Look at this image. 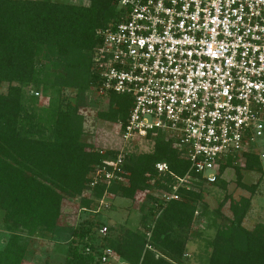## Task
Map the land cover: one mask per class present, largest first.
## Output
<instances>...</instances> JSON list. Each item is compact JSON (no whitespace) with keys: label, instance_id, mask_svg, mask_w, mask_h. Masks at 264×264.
Instances as JSON below:
<instances>
[{"label":"trees","instance_id":"trees-1","mask_svg":"<svg viewBox=\"0 0 264 264\" xmlns=\"http://www.w3.org/2000/svg\"><path fill=\"white\" fill-rule=\"evenodd\" d=\"M81 1L87 3L0 0V86L5 87L0 92V211L9 233L0 249V264H20L25 237L51 236L64 201L77 199L85 207L105 194L133 201L147 190L170 193L174 177L187 172L188 164L175 144L158 137L150 152L123 150L124 184L97 180L89 186L102 161L119 150L96 151L83 140L80 110L93 99L104 105L95 112L97 120L123 123L130 101L118 94L102 98L91 90L90 57L98 45L94 31L116 22L118 14L112 0ZM38 98L44 100L41 107L36 106ZM242 157L240 166L228 161L226 167L234 170L236 186L251 197L257 184H243L240 171L259 174L258 184L263 171L255 156ZM159 162L167 165V173H156L154 165ZM211 185L220 190L227 186L223 179ZM202 187L192 183L187 190L178 188L177 200L166 203L146 196L153 202L146 209L152 225L145 224L143 233L124 231L106 238V232L96 234L103 227L93 220L74 228L63 264H102L105 249L126 264H188L186 243L194 215L209 220L204 211L197 213ZM84 192L87 198H82ZM250 197L230 202V217L219 216L217 225L215 219L209 220L215 230L205 240L204 264H264V223L242 226ZM225 201L218 204L216 215ZM144 209L140 206L138 211Z\"/></svg>","mask_w":264,"mask_h":264},{"label":"built area","instance_id":"built-area-1","mask_svg":"<svg viewBox=\"0 0 264 264\" xmlns=\"http://www.w3.org/2000/svg\"><path fill=\"white\" fill-rule=\"evenodd\" d=\"M112 1L116 22L94 31L91 90L129 98L116 124L123 144L161 137L187 162L156 199L177 200L175 191L192 183L210 186L243 155L264 162V0ZM125 155L102 161L89 186L124 184ZM154 170L168 172L164 162ZM113 255L105 249L100 262Z\"/></svg>","mask_w":264,"mask_h":264},{"label":"rangeland","instance_id":"rangeland-1","mask_svg":"<svg viewBox=\"0 0 264 264\" xmlns=\"http://www.w3.org/2000/svg\"><path fill=\"white\" fill-rule=\"evenodd\" d=\"M59 3L86 4L81 0H52ZM5 87L0 86V92H4ZM26 94L30 90L25 89ZM43 99L38 98L37 107L43 105ZM87 103L80 113L83 115V140L93 145L96 151L106 150H126L129 153L139 154L147 153L152 149V142L137 141L133 144H123L120 140L117 125L105 121H100L95 118L97 109L104 107L100 103ZM242 163L237 162L234 165L240 166ZM263 171L264 162H261ZM242 183L246 186L256 185L253 195L250 197L248 192L238 188L235 183V173L232 168H227L223 173V180L227 186L225 190H220L214 185H203L201 189L202 201L197 205V213L205 212L206 218L209 220L215 219V224L221 222L220 217L229 218L228 205L230 202H236L240 198L250 197L249 211L242 221V226L246 229L251 228L258 222L264 223V177L259 180L256 172H242ZM257 182V183H256ZM157 192L147 190L140 192L137 198L133 201H128L122 198H112L105 194L99 201H93L87 206H82L79 200L64 201L61 206V215L58 221V226L54 229L51 236L44 235L43 237L33 236L26 241V250L20 264H63L66 256L67 241L70 238L71 231L79 226H86L93 220L101 227L106 228L105 237H110L117 234H122L124 231L145 232L147 227L145 224L152 225V215L147 208H150L152 201L146 196H151L156 199ZM88 193L84 192L82 198H87ZM226 198L225 203L219 207V215L214 213L218 204ZM144 206V211L140 212L137 209ZM123 208L126 209V213ZM147 211V212H146ZM220 216V217H219ZM220 218V219H219ZM209 220L201 219L199 215H194L192 225L190 227L189 236L192 238L190 244H187V254L189 255L188 264H204L205 258L202 251L205 249V240L211 239L215 228L209 226ZM149 222V223H148ZM151 227V226H150ZM3 213L0 211V249L3 247L5 238L9 233L5 231ZM99 230V229H97ZM96 230V231H97ZM95 234V232H94ZM99 235V231L96 233ZM146 237H148L146 235ZM95 240V239H94ZM104 241H102L103 243ZM96 243H98L96 241ZM114 254V253H113ZM197 254V255H196ZM197 256V257H196ZM106 264H125L120 261L114 254L112 259H109Z\"/></svg>","mask_w":264,"mask_h":264},{"label":"crops","instance_id":"crops-1","mask_svg":"<svg viewBox=\"0 0 264 264\" xmlns=\"http://www.w3.org/2000/svg\"><path fill=\"white\" fill-rule=\"evenodd\" d=\"M108 196H110V195H108ZM130 202V201H129ZM125 208H123V210H124ZM126 211V209L124 210V212ZM137 211H138V209H137ZM126 213V212H125ZM146 234H148V233H146ZM191 241H192V238L189 236L188 237V241H187V243H186V246H187V244H190L191 243ZM197 255V254H196ZM123 263V262H122ZM126 264V263H125Z\"/></svg>","mask_w":264,"mask_h":264}]
</instances>
